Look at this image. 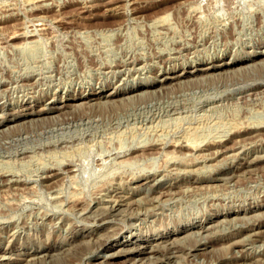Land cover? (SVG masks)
Returning a JSON list of instances; mask_svg holds the SVG:
<instances>
[{
  "label": "rangeland",
  "instance_id": "obj_1",
  "mask_svg": "<svg viewBox=\"0 0 264 264\" xmlns=\"http://www.w3.org/2000/svg\"><path fill=\"white\" fill-rule=\"evenodd\" d=\"M106 1L108 0H0V28L2 29H0V104L2 102L9 103V107L6 110L0 111V116L9 117L17 114L21 109V103L29 102L33 104V101L41 100L32 106L39 107L48 97L55 95L57 97L56 100H59L61 96L68 92L74 93L80 87L85 88V93L88 91L91 93L99 91L106 93L117 86L122 88L131 84L135 85L136 82L157 81L165 71L168 72L172 69L181 71L182 66L178 62L180 63L182 60H188L189 62L184 67H190V65L214 60L215 56L229 57V54H232L230 57H233L234 54L235 56H241L250 51L264 49V0H254V2L253 0H211L210 2L209 0H115L114 6L108 8L102 6ZM243 1L246 2L245 5ZM192 4H194L193 7ZM223 5L224 7H222ZM258 7L259 9H257ZM161 14L167 18L165 17L164 19L163 16L161 18ZM154 15H156V18ZM229 15H232L231 18ZM225 18L228 19L226 20ZM210 19L214 20L215 23ZM152 20L161 22L157 23ZM215 20L218 21L216 22ZM23 22L26 23L24 24L25 26ZM219 22L222 23L220 24ZM159 23L163 24L160 26ZM48 24L50 25L48 26ZM109 24L117 25V27L109 26ZM99 25L102 27V31ZM153 25L158 27L156 28ZM16 27L18 29L22 28L32 35L27 44L25 42V44L23 43L24 45L19 44L18 46V44H15L19 42L18 40L13 44L6 37L8 36L6 34L8 32L11 33V29L13 31V28ZM98 27L100 28L98 29ZM108 27L110 30L113 29L115 31H110ZM35 30L37 31L35 32ZM161 30L164 31L162 32ZM33 38L36 40H33ZM106 49L108 52H106ZM35 54L36 56H34ZM133 58H138L141 61L138 64L139 66H127L121 68V70L109 67ZM165 61H168V63H166V68H163L164 71L162 70L161 73L157 72L153 75L154 67L160 66ZM137 69L140 71H137ZM185 81L177 84L167 83L162 89L155 91L156 93L142 94L141 97L140 92H138L139 94L134 93L136 98L133 97L132 92L131 98L122 97L125 94H119L115 99H118L121 95L122 100L120 97L115 103L113 102L114 98L104 102L103 100L105 99L101 98L102 101H98L99 103L101 102L100 105L97 101H90L91 104L89 102L86 106H80L75 110L69 108L61 111L62 113L57 112V115L54 113L53 115L49 114L51 116L18 118L16 121L11 120V122L6 123L3 126L4 128L1 127L3 130L0 128V172L3 171L0 173V187L2 188H0V209L2 210V212L0 210V264H264V149L258 150V146L262 144V141H246L248 139L242 141L241 139L245 137L238 136L235 139L237 138L236 140L243 142V146L240 149L238 148V151L234 149L228 152H221L223 149L213 147L215 142L223 141L224 139L229 140L227 138L232 130L227 127H230L231 123L235 121V124L240 123L239 125H242L240 120H244L243 125H248L250 131L253 132L254 130L252 129L255 128L252 126H261L263 128L262 134L264 133V100H262L264 99V78L244 80V78L239 76H225L218 79L193 77ZM259 83L263 86H256ZM127 95L129 96L130 94L128 93ZM245 96L247 97L245 98ZM221 103L224 105L222 106ZM249 109L251 110L250 112L248 111ZM29 121H31V125ZM86 121H88L87 124H85ZM245 121L246 123H244ZM196 125L197 127H195ZM196 135L199 137L197 138ZM63 136L66 137L64 138ZM188 136H195L196 142H199L202 149H204L202 151L205 153L204 157L193 159L190 162V156L187 157L189 158L188 161L186 157L185 159L175 158L177 153L173 154L172 157L165 153L167 149H169V152L172 150L171 142L185 140ZM263 136L264 134L262 135L264 139ZM69 138L71 139L69 140ZM175 138L178 139L176 140ZM150 139L153 140L151 141ZM235 139L234 141L236 142ZM234 141L230 140L227 143L232 145ZM160 146L161 149L159 148ZM207 148L210 152L207 151ZM217 148L219 149L215 151ZM213 149L215 152H211ZM234 151L238 153L235 154ZM131 153L135 154V156L133 155V157ZM155 154L158 155L155 156ZM215 155L216 157L217 155L219 156L216 158ZM227 155L230 156L228 157ZM140 158L144 159V161ZM248 159L252 161L250 168L244 169L243 173H232L233 169L242 160ZM133 162L135 163L133 164ZM129 163L133 165H129ZM69 164H73L75 173H72L75 175L62 171L65 176L62 173L59 176V167L61 166L60 168L65 169V166ZM190 166L191 168H189ZM192 168L194 169L192 170ZM52 170L57 171L54 172L57 174V178L55 177L56 179H54L57 181L61 179L59 182L55 181V183L49 180L52 182L50 183L47 180L46 176ZM248 177L250 180H248ZM200 179L201 181L198 184L202 187L200 186L199 189L198 184L194 183L195 180ZM3 180L4 182H2ZM168 187L171 188V192L173 187V195L169 193L164 194L166 196H158L157 188L162 190V188L167 189ZM25 188L26 190H24ZM118 194H123L130 198L129 200H134V202L128 206H125V202H122L121 205L118 204V206L126 207L125 210L123 207V210L121 207L118 210H110V202L108 201L110 197L108 198V196ZM136 196L141 199L136 198L137 200L135 201L134 198ZM69 197L71 198L69 199ZM151 197L155 199L148 200ZM164 197L167 198L164 199ZM74 200L77 202H74ZM9 204L13 206L11 207ZM131 206H133V210L130 208ZM256 213L259 215L256 216ZM252 214L255 215L253 216ZM105 215L108 217L103 223L102 218ZM27 216L30 217L28 218ZM232 216L233 220L231 219ZM224 218L227 220H224ZM245 218L250 219V221ZM219 219L222 220L221 224H218L221 221ZM207 220L210 221L208 222ZM229 221L231 223H228ZM204 223H206L204 229L196 227ZM214 226L218 229H215ZM185 228L186 231L183 233L186 236L185 239L182 233H174V231ZM190 230L191 232H189ZM194 232L195 234L192 235ZM247 235L250 236L249 240H247ZM156 236L171 238L168 241L160 242L161 245L173 240L175 237L180 236L179 238L183 239H181L182 242L180 239L179 241L177 240L173 254L166 253L167 250L164 247L161 250L158 247L159 252L156 253L154 259L144 257V259L140 260L139 256L132 258L134 256L125 255L126 253L122 251L126 246L134 245L136 239H141V237L156 238ZM124 240L128 244H123ZM225 242L227 245H224ZM160 243H158L159 246H161ZM106 246L108 249L105 248ZM163 254L166 255L163 256ZM2 257L5 259H2ZM26 257L29 259L27 260Z\"/></svg>",
  "mask_w": 264,
  "mask_h": 264
},
{
  "label": "bare ground",
  "instance_id": "obj_2",
  "mask_svg": "<svg viewBox=\"0 0 264 264\" xmlns=\"http://www.w3.org/2000/svg\"><path fill=\"white\" fill-rule=\"evenodd\" d=\"M199 1V0H198ZM208 1V0H207ZM211 0H209V2H210ZM215 1V0H214ZM242 1V0H241ZM256 1V0H255ZM96 2V1H95ZM94 2V3H95ZM125 2V1H124ZM186 2V1H185ZM201 3H202V1H200ZM220 2H225V1H220ZM232 2V1H231ZM230 2V3H231ZM248 2V1H247ZM253 2H254V0H253ZM92 3V2H91ZM97 3V2H96ZM101 3V2H100ZM116 2H115V0H108V1H106L105 3H103L102 4V6L103 7H113L114 6V4H115ZM243 3H244V5H245V3L246 2H244L243 1ZM242 3V4H243ZM257 3V2H256ZM258 3H259V1H258ZM93 4V3H92ZM200 4V3H199ZM198 4V5H199ZM204 4H206V3H204ZM209 4V3H208ZM214 4H215V2H214ZM214 4H212V5H214ZM223 4V3H222ZM227 4V3H226ZM77 5H79V4H77ZM193 5L194 4H192V7H193ZM195 5H197V4H195ZM197 5V6H198ZM202 5V4H201ZM207 5V4H206ZM229 5V4H228ZM248 5H250V4H248ZM255 5V4H254ZM253 5V6H254ZM259 5V4H258ZM188 6H189V3H188ZM204 6V5H203ZM209 6V5H208ZM216 6V5H215ZM247 6V5H246ZM251 6V5H250ZM261 6H263V5H261ZM260 6V7H261ZM97 7V6H96ZM125 7V6H124ZM186 7V6H185ZM220 7V6H219ZM222 7H224V5L222 6ZM228 7V6H227ZM243 7V6H242ZM252 8H255V7H252ZM75 9V8H74ZM84 9V8H83ZM228 9V8H227ZM249 9V8H248ZM257 9H259V7L257 8ZM262 9V8H261ZM187 10V9H186ZM189 10V9H188ZM194 10V9H193ZM217 10V9H216ZM224 10V9H223ZM230 10H231V7H230ZM229 10V11H230ZM235 10V9H234ZM254 10V9H253ZM112 11V10H111ZM191 11V10H190ZM196 11V10H195ZM246 11V10H245ZM248 11V10H247ZM194 12V11H193ZM203 12V11H202ZM222 12V11H221ZM232 12H234V11H232ZM236 12V11H235ZM258 12V11H257ZM124 13V12H123ZM191 13V12H190ZM199 13V12H198ZM227 13H230V12H227ZM244 13V12H243ZM164 14V13H163ZM189 14V13H188ZM187 14V15H188ZM222 14H225V13H222ZM112 15V14H111ZM227 15V14H226ZM41 16V15H40ZM39 16V17H40ZM155 16V18H156V15H154ZM159 16V15H158ZM157 16V17H158ZM163 15L161 14V18H163L162 17ZM194 16V15H193ZM199 16V15H198ZM230 16V15H229ZM232 16V15H231ZM231 16H230V18H231ZM241 16V15H240ZM246 16V15H245ZM254 16V15H253ZM252 16V17H253ZM43 17V16H42ZM160 17V16H159ZM166 17V16H165ZM165 17H164V19H165ZM200 17V16H199ZM201 17H203V16H201ZM224 17H226V16H224ZM249 17V16H248ZM251 17V18H252ZM154 18V19H155ZM167 18V17H166ZM195 18V17H194ZM246 18H247V16H246ZM152 19V18H151ZM200 19V18H199ZM226 19V18H225ZM228 19V18H227ZM226 19V20H227ZM240 19V18H239ZM245 19V18H244ZM160 20V19H159ZM211 20V19H210ZM249 20V19H248ZM153 21V20H152ZM211 21H213L214 22V20H211ZM216 21V20H215ZM218 21V20H217ZM216 21V22H217ZM221 21V20H220ZM253 21V20H252ZM15 22V21H14ZM13 22V23H14ZM25 22V21H24ZM23 22V25L24 24H26V23H24ZM30 22V21H29ZM40 22V21H39ZM38 22V23H39ZM60 22V21H59ZM67 22V21H66ZM120 22V21H119ZM153 22H161V21H158V20H156V21H153ZM152 22V23H153ZM164 22V21H163ZM171 22V21H170ZM12 23V22H11ZM17 23V22H16ZM36 23V22H35ZM43 23V22H42ZM83 23V22H82ZM143 23V22H142ZM151 23V22H150ZM156 23V24H157ZM165 23H167V22H165ZM208 23V22H207ZM215 23V22H214ZM220 23V22H219ZM222 23V22H221ZM220 23V24H221ZM9 24V23H8ZM56 24V23H55ZM154 24V23H153ZM161 24H163V23H161ZM161 24L159 23V25L161 26ZM201 24V23H200ZM212 24V23H211ZM217 24V23H216ZM215 24V25H216ZM224 24V23H223ZM39 25V24H38ZM42 25V24H41ZM50 24H48V26H49ZM107 25V24H106ZM144 25H145V23H144ZM168 25V24H167ZM210 25V24H209ZM225 25V24H224ZM249 25V24H248ZM263 25V24H262ZM8 26H10V25H8ZM25 26V25H24ZM44 26V25H43ZM100 26V25H99ZM109 26H115V27H117V25H110L109 24ZM154 27H156L155 25H153ZM174 26V25H173ZM202 26V25H201ZM220 26V25H219ZM218 26V27H219ZM252 26V25H251ZM5 27V26H4ZM32 27V26H31ZM40 27V26H39ZM46 27V26H45ZM72 27V26H71ZM79 27V26H78ZM81 27V26H80ZM83 27V26H82ZM101 27V26H100ZM100 27H98V29L100 28ZM105 27V26H104ZM122 27V26H121ZM151 27V26H150ZM153 27V28H154ZM158 27V26H157ZM156 27V28H157ZM163 27H164V25H163ZM175 27V26H174ZM196 27V26H195ZM204 27V26H203ZM255 27V26H254ZM3 28V27H2ZM10 28V27H9ZM17 28V27H16ZM16 28H13L14 30L12 31V29H11V33H7L6 35H8V36H6V37H8V40L10 41V43H13L14 44V42H16L17 40L19 41V42H17V43H15V44H18V46H19V44H25V42H26V44H27V41H30L29 39L32 37V35L30 34V32H28V31H24L22 28V30L21 29H16ZM30 28V27H29ZM36 28H38V27H36ZM41 28V27H40ZM48 28V27H47ZM84 28V27H83ZM88 28V27H87ZM97 28V27H96ZM109 28V27H108ZM162 28V27H161ZM160 28V29H161ZM169 28V27H168ZM199 28V27H198ZM217 28V27H216ZM1 29V28H0ZM16 29V30H15ZM45 29V28H44ZM50 29V28H49ZM171 29V28H170ZM196 29V28H195ZM204 29V28H203ZM206 29V28H205ZM233 29V28H232ZM255 29V28H254ZM2 30V29H1ZM3 30H4V28H3ZM39 30V29H38ZM61 30V29H60ZM82 30V29H81ZM103 29H102V27H101V31H102ZM109 30H110V28H109ZM108 30V31H109ZM111 30H113V29H111ZM110 30V31H111ZM158 30V29H157ZM218 30H219V28H218ZM253 30V29H252ZM8 31H9V29H8ZM37 30H35V32H36ZM67 31V30H66ZM76 31H77V29H76ZM98 31V30H97ZM109 31V32H110ZM113 31H115V30H113ZM162 31V30H161ZM164 31V30H163ZM162 31V32H163ZM261 31V30H260ZM1 32V31H0ZM5 32V31H4ZM7 32V31H6ZM40 32V31H39ZM58 32V31H57ZM65 32V31H64ZM155 32V31H154ZM169 32V31H168ZM174 32V31H173ZM185 32V31H184ZM203 32V31H202ZM209 32V31H208ZM212 32V31H211ZM258 32V31H257ZM46 33V32H45ZM49 33V32H48ZM66 33V32H65ZM73 33H74V31H73ZM72 33V34H73ZM77 33V32H76ZM151 33V32H150ZM180 33V32H179ZM178 33V34H179ZM218 33V32H217ZM35 34V33H34ZM57 34V33H56ZM60 34V33H59ZM84 34V33H83ZM105 34H106V32H105ZM109 34V33H108ZM115 34V33H114ZM171 34V33H170ZM176 34V33H175ZM174 34V35H175ZM191 34V33H190ZM204 34V33H203ZM54 35V34H53ZM61 35V34H60ZM71 35V34H70ZM143 35V34H142ZM158 35V34H157ZM187 35V34H186ZM200 35H201V33H200ZM206 35V34H205ZM255 35V34H254ZM81 36V35H80ZM83 36H85V35H83ZM109 36V35H108ZM113 36V35H112ZM111 36V37H112ZM159 36V35H158ZM181 36V35H180ZM184 36V35H183ZM217 36V35H216ZM2 37V36H1ZM46 37V36H45ZM113 37H115V36H113ZM112 37V38H113ZM150 37V36H149ZM148 37V38H149ZM179 37V36H178ZM212 37V36H211ZM219 37V36H218ZM248 37V36H247ZM253 37V36H252ZM38 38H39V35H38ZM77 38V37H76ZM160 38V37H159ZM162 38V37H161ZM166 38V37H165ZM171 38V37H170ZM191 38V37H190ZM242 38V37H241ZM1 39V38H0ZM35 38H33V40H34ZM54 39V38H53ZM62 39V38H61ZM146 39V38H145ZM196 39V38H195ZM198 39V38H197ZM203 39V38H202ZM3 40V39H2ZM7 40V41H8ZM36 40V39H35ZM39 40V39H38ZM55 40V39H54ZM80 40H81V38H80ZM109 40V39H108ZM151 40V39H150ZM154 40V39H153ZM49 41V40H48ZM47 41V42H48ZM53 41V40H52ZM79 41V40H78ZM156 41V40H155ZM41 42H42V40L40 41V44H41ZM51 42V41H50ZM55 42V41H54ZM117 42V41H116ZM147 42V41H146ZM168 42V41H167ZM170 42V41H169ZM182 42V41H181ZM214 42V41H213ZM30 43V42H29ZM28 43V44H29ZM162 43V42H161ZM166 43V42H165ZM171 43V42H170ZM221 43H222V41H221ZM23 44V45H24ZM32 44V43H31ZM30 44V45H31ZM35 44V43H34ZM176 44V43H175ZM174 44V45H175ZM224 44V43H223ZM47 45V44H46ZM72 45V44H71ZM115 45V44H114ZM113 45V46H114ZM149 45V44H148ZM173 45V46H174ZM185 45V44H184ZM187 45V44H186ZM5 46V45H4ZM13 46V45H12ZM35 46V45H34ZM54 46H55V44H54ZM116 46V45H115ZM154 46V45H153ZM172 46V47H173ZM197 46V45H196ZM214 46V45H213ZM15 47H17V46H15ZM76 47V46H75ZM117 47V46H116ZM149 47V46H148ZM163 47V46H162ZM228 47V46H227ZM3 48V47H2ZM5 48V47H4ZM47 49H48V47H46ZM64 48H65V46H64ZM83 48V47H82ZM112 48H114V47H112ZM118 48V47H117ZM7 49V48H6ZM22 49V48H21ZM24 49V48H23ZM27 49V48H26ZM105 49V48H104ZM109 49H111V48H109ZM143 49V48H142ZM160 49H161V47H160ZM170 49V48H169ZM203 49V48H202ZM257 49V48H256ZM10 50V49H9ZM29 50H30V48H29ZM35 50V49H34ZM77 50H79V49H77ZM84 50V49H83ZM93 50V49H92ZM102 50V49H101ZM107 50V49H106ZM206 50V49H205ZM204 50V51H205ZM16 51V50H15ZM26 51H28V50H26ZM31 51H33V50H31ZM47 51V50H46ZM53 51V50H52ZM70 51V50H69ZM105 51V50H104ZM117 51V50H116ZM131 51V50H130ZM23 52V51H22ZM30 52V51H29ZM100 52V51H99ZM106 52H108V50L106 51ZM119 52V51H118ZM160 52V51H159ZM162 52H164V51H162ZM244 52V51H243ZM31 53V52H30ZM34 53V52H33ZM49 53V52H48ZM84 53V52H83ZM87 53V52H86ZM126 53V52H125ZM124 53V54H125ZM133 53V52H132ZM167 53V52H166ZM199 53V52H198ZM240 53V52H239ZM95 54V53H94ZM122 54V53H121ZM171 54V53H170ZM27 55V54H26ZM32 55V54H31ZM43 55V54H42ZM110 55V54H109ZM112 55V54H111ZM223 55V54H222ZM232 54H229V57H218V56H215V58H214V60H209L208 62H205V63H202V64H194V65H190V67H184V65L187 63V62H189L188 60L186 61V60H182L180 63L178 62V64L179 65H181L182 66V68H181V71H177V70H169L168 72H166L165 71V73H162V76H161V78L160 79H158L157 81H154V80H150V82H140V83H137L136 82V84L134 85V84H131V85H128V86H124V87H122V88H119L118 86L117 87H115V89H111V90H109V91H107L106 93L104 92V93H101V91H99V92H86L85 93V91H84V89L85 88H83V87H80V88H78V90L76 91V92H74V93H67V94H65L64 96H61L60 98H59V100H56L57 99V97H55V95H53L52 97H48L47 98V100L45 101V102H43L42 103V105L41 106H39V107H32L33 105H35V104H37V103H39L41 100H37V101H33V104H30L29 102H24V103H21L20 104V106H21V113H20V110L18 111V113L17 114H13V115H11V116H9V117H4L3 115H1L0 116V128L1 127H3L4 125H6V123H8V122H11V120L12 121H16L18 118H22V119H27V118H32V117H38V116H45V115H49V114H51V115H53L54 113L56 114L57 112H61V111H64V110H66V109H69V108H72V109H77L78 107H80V106H83V105H85L86 106V104H88L90 101H93V102H98V101H102L101 100V98H104L105 100H103V102L104 101H108L109 99H112L113 100V98L115 99V97L117 96V95H119V94H125L124 96L122 95V97H126V98H129L130 96H131V92L133 93V97L134 98H136V96H134V93H138V92H140V97H141V95L142 94H145V95H147V93H152V92H154V93H156L159 89H162L163 88V86L166 84L167 85V83L168 84H177V83H181V81H185L186 79H189V78H193V77H201L202 79L204 78H211V79H218V78H223V77H225V76H236V77H242V78H244V80H248V79H259V78H264V49H259L258 51H250V52H248L247 54H245V55H241V56H235V54L233 55V57H230ZM25 56V55H24ZM28 56V55H27ZM34 56H36V54L34 55ZM40 56V55H39ZM44 56V55H43ZM51 56H52V54H51ZM57 56V55H56ZM23 57V56H22ZM87 57V56H86ZM95 57V56H94ZM102 57V56H101ZM111 57V56H110ZM149 57H150V55H149ZM177 57V56H176ZM196 57V56H195ZM44 58V57H43ZM52 58V57H51ZM56 58V57H55ZM54 58V59H55ZM106 58V57H105ZM154 58V57H153ZM50 59V58H49ZM57 59V58H56ZM74 59V58H73ZM72 59V60H73ZM94 59H96V58H94ZM110 59V58H109ZM120 59V58H119ZM142 59V58H141ZM156 59V58H155ZM158 59V58H157ZM195 59H198V58H195ZM25 60V59H24ZM35 60H36V58H35ZM88 60V59H87ZM161 60V59H160ZM205 60V59H204ZM208 60V59H207ZM22 61V60H21ZM28 61V60H27ZM34 61V60H33ZM37 61V60H36ZM42 61V60H41ZM44 61V60H43ZM49 61V60H48ZM51 61V60H50ZM95 61V60H94ZM97 61V60H96ZM115 61V60H114ZM22 62H24V61H22ZM109 62V61H108ZM113 62V61H112ZM141 61H139V59L138 58H133L132 60H129V61H127V60H125V61H123L122 63H120V64H117V65H113V66H109V67H111V68H113V69H117V70H121V68H125V67H127V66H132V67H135L136 65L137 66H139L138 64L140 63ZM174 62V61H173ZM197 62V61H196ZM35 63V62H34ZM33 63V64H34ZM69 63V62H68ZM149 63V62H148ZM166 63H168V61H165L163 64H160V66H156V67H154V73H153V75L155 74V73H157V72H162V70H163V68H166L165 66H166ZM170 63H171V61H170ZM24 64V63H23ZM59 64V63H58ZM64 64V63H63ZM98 64V63H97ZM96 64V65H97ZM143 64H144V61H143ZM174 64H176V63H174ZM53 65V64H52ZM68 65V64H67ZM95 65V66H96ZM111 65V64H110ZM141 65V64H140ZM3 66V65H2ZM21 66V65H20ZM48 66V65H47ZM91 66V65H90ZM4 67V66H3ZM13 67V66H12ZM11 67V68H12ZM66 67V66H65ZM98 67V66H97ZM179 67V66H178ZM177 67V68H178ZM36 68V67H35ZM63 68V67H62ZM108 68V67H107ZM176 68V67H175ZM39 69V68H38ZM37 69V70H38ZM48 69V68H47ZM65 69V68H64ZM109 69V68H108ZM13 70V69H12ZM35 70V69H34ZM51 70V69H50ZM166 70V69H165ZM24 71H26V70H24ZM45 71V70H44ZM87 71V70H86ZM125 71H127V70H125ZM137 71H140V70H138L137 69ZM142 71V70H141ZM164 71V70H163ZM14 72V71H13ZM68 72H70V71H68ZM83 72V71H82ZM92 72V71H91ZM106 72V71H105ZM113 72H114V70H113ZM119 72V71H118ZM129 72V71H128ZM20 73V72H19ZM48 73V72H47ZM133 73V72H132ZM46 74V73H45ZM50 74V73H49ZM52 74V73H51ZM66 74V73H65ZM98 74V73H97ZM139 74H141L140 72H139ZM10 75V74H9ZM20 75V74H19ZM69 75V74H68ZM85 75V74H84ZM1 76V75H0ZM48 76V75H47ZM66 76V75H65ZM64 76V77H65ZM95 76V75H94ZM125 76V75H124ZM19 78H20V76H19ZM22 78V77H21ZM43 78V77H42ZM50 78V77H49ZM56 78H57V76H56ZM6 79V78H5ZM13 79V78H12ZM76 79V78H75ZM84 79V78H83ZM131 79V78H130ZM147 79V78H146ZM235 79V78H234ZM57 80V79H56ZM107 80V79H106ZM109 80V79H108ZM124 80V79H123ZM198 80V79H197ZM199 80H201V79H199ZM6 81V80H5ZM11 81V80H10ZM54 81V80H53ZM74 81V80H73ZM120 81V80H119ZM255 81V80H254ZM3 82V81H2ZM15 82V81H14ZM32 82V81H31ZM130 82H132V81H130ZM186 82V81H185ZM200 82V81H199ZM224 82V81H223ZM182 83H184V82H182ZM219 83V82H218ZM244 83V82H243ZM242 83V84H243ZM248 83V82H247ZM15 84V83H14ZM63 84V83H62ZM189 84V83H188ZM206 84V83H205ZM234 84V83H233ZM245 84V83H244ZM250 84H251V81H250ZM181 85V84H180ZM211 85V84H210ZM236 85V84H235ZM237 85H240V84H237ZM28 86V85H27ZM174 86V85H173ZM206 86V85H205ZM256 86H259V87H262L263 85L262 84H260L259 83V85L257 84ZM255 86V87H256ZM90 87V86H89ZM234 87V86H233ZM239 87V86H238ZM2 88H4V87H2ZM8 88V87H7ZM27 88V87H26ZM241 88V87H240ZM240 88H238V89H240ZM12 89V88H11ZM17 90V89H16ZM36 90V89H35ZM63 90V89H62ZM164 90H166V89H164ZM25 91V90H24ZM93 91V90H92ZM156 91V92H155ZM251 91V90H250ZM130 94L129 96L127 95L126 96V94ZM222 93V92H221ZM254 93V92H253ZM257 93V92H256ZM261 93V92H260ZM11 94V93H10ZM139 94V93H138ZM144 95V96H145ZM17 96H18V94H17ZM138 96V95H137ZM148 96H150V95H148ZM120 97H121V95H120ZM119 97V98H120ZM122 97H121V100H122ZM139 97V96H138ZM247 96H245V98H246ZM254 97V96H253ZM119 98L117 99H115V100H113V102L115 103V101L116 100H119ZM125 98V99H126ZM131 98V97H130ZM222 99V98H221ZM43 100V99H42ZM124 100V99H123ZM234 100V99H233ZM236 100V99H235ZM238 100V99H237ZM262 100H264V99H262ZM19 101V100H18ZM44 101V100H43ZM214 101V100H213ZM244 101V100H243ZM259 101V100H258ZM8 102V101H7ZM125 102V101H124ZM247 102H248V100H247ZM251 102V101H250ZM264 102V101H263ZM99 103V102H98ZM106 103V102H105ZM223 103V102H222ZM221 103V104H222ZM231 103V102H230ZM230 103H229V105H230ZM233 103V102H232ZM90 104H91V102H90ZM89 104V105H90ZM101 104V102L99 103V105ZM103 104V103H102ZM113 104V103H112ZM226 104V103H225ZM256 104V103H255ZM88 105V106H89ZM96 105V104H95ZM104 105V104H103ZM213 105H215V104H213ZM217 105H218V103H217ZM224 104H222V106H223ZM228 105V104H227ZM243 105V104H242ZM12 106V105H11ZM91 106V105H90ZM115 106V105H114ZM219 106V105H218ZM240 106V105H239ZM9 107V103H4V102H2L1 104H0V111L2 112V111H4V110H6L7 108ZM84 107V106H83ZM92 107V106H91ZM102 107V106H101ZM107 107V106H106ZM215 107V106H214ZM262 107V106H261ZM13 108V107H12ZM88 108V107H87ZM96 108V107H95ZM211 108V107H210ZM253 108V107H252ZM255 108H256V106H255ZM80 109V108H79ZM89 109H90V107H89ZM88 109V110H89ZM183 109V108H182ZM214 109H216V108H214ZM213 109V110H214ZM219 109V108H218ZM260 109V108H259ZM84 110V109H83ZM176 110V109H175ZM178 110V109H177ZM184 110V109H183ZM204 110V109H203ZM207 110H208V108H207ZM226 110V109H225ZM253 110V109H252ZM9 111V110H8ZM70 111V110H69ZM68 111V112H69ZM77 111V110H76ZM80 111H81V109H80ZM217 111V110H216ZM229 111V110H228ZM249 112L251 111L250 109L248 110ZM177 112V111H176ZM208 112V111H207ZM231 112V111H230ZM62 113V112H61ZM75 113V112H74ZM81 113V112H80ZM169 113V112H168ZM173 113V112H172ZM205 113V112H204ZM209 113V112H208ZM218 113H220V112H218ZM222 113H223V111H222ZM261 113H262V111H261ZM5 114V113H4ZM77 114V113H76ZM212 114H213V112H212ZM228 114V113H227ZM226 114V115H227ZM235 114H236V112H235ZM243 114V113H242ZM244 114H245V112H244ZM252 114V113H251ZM250 114V115H251ZM255 114V113H254ZM257 114H258V111H257ZM51 115H49V116H51ZM57 115V114H56ZM64 115V114H63ZM68 115H70V114H68ZM81 115V114H80ZM179 115V114H178ZM221 115V114H220ZM229 115H232V114H229ZM248 115V114H247ZM62 116V115H61ZM200 116V115H199ZM207 116V115H206ZM213 116V115H212ZM219 116V115H218ZM235 116V115H234ZM244 116V115H243ZM246 116V115H245ZM54 117H55V115H54ZM83 117V116H82ZM228 117V116H227ZM250 117V116H249ZM251 117H252V115H251ZM47 118V117H46ZM51 118H53V117H51ZM51 118H49V119H51ZM56 118V117H55ZM59 118H60V114H59ZM152 118V117H151ZM154 118V117H153ZM174 118V117H173ZM197 118V117H196ZM199 118V117H198ZM237 118V117H236ZM246 118V117H245ZM253 118H254V116H253ZM42 119V118H41ZM48 119V118H47ZM46 119V120H47ZM179 119V118H178ZM201 119V118H200ZM199 119V120H200ZM224 119V118H223ZM242 119V118H241ZM259 119V118H258ZM260 119H262L261 117H260ZM29 120H31V119H29ZM34 120V119H33ZM51 120H53V119H51ZM50 120V121H51ZM81 120V119H80ZM172 120V119H171ZM235 120V119H234ZM248 120V119H247ZM256 120V119H255ZM82 121V120H81ZM173 121H175V120H173ZM220 121V120H219ZM226 121V120H225ZM230 121V120H229ZM232 122H233V120H231ZM238 121V120H237ZM244 121V120H243ZM243 121H241L240 120V122L242 123V125H239L240 123H236L235 124V122H233V123H231L232 125H230V127H227V128H229V130H232V131H230V133H229V135H228V138L227 139H229V140H223V141H218V142H213L214 143V145H213V147H219L220 149H223V151H221V152H225V151H230V150H234V149H237V151H238V148L240 149L242 146H243V140L245 139H248V140H246V141H255V140H260V141H262V144L260 145V146H258L259 147V149L258 150H262V149H264V139L262 138V135L264 134H262V130H263V128L261 127V126H252V127H254L255 129H252V130H254V132L253 131H250V129L248 128L249 126L248 125H243ZM20 122H21V120H20ZM28 122V121H27ZM30 122V125L32 124L31 123V121H29ZM43 122V121H42ZM48 122V121H47ZM55 122V121H54ZM87 122L88 121H86V123L85 124H87ZM198 122V121H197ZM200 122H201V120H200ZM221 122H222V119H221ZM247 122H250V121H247ZM264 122V121H263ZM19 123V122H18ZM22 123V122H21ZM20 123V124H21ZM65 123V122H64ZM81 123V122H80ZM212 123V122H211ZM244 123H246V121L244 122ZM24 124V123H23ZM29 124V123H28ZM48 124V123H47ZM222 124H224V123H222ZM264 124V123H263ZM15 125V124H14ZM81 125V124H80ZM201 125V124H200ZM212 125V124H211ZM219 125H220V123H219ZM228 125V124H227ZM226 125V126H227ZM25 126V125H24ZM193 126V125H192ZM55 127V126H54ZM179 127V126H178ZM188 127V126H187ZM195 127H197V125L195 126ZM199 127V126H198ZM220 127V126H219ZM4 128V127H3ZM70 128V127H69ZM73 128H75V127H73ZM190 128V127H189ZM193 128H194V126H193ZM205 128V127H204ZM211 128H213L212 126H211ZM224 128V127H223ZM251 128V127H250ZM2 129V128H1ZM202 129H203V127H202ZM201 129V130H202ZM3 130V129H2ZM68 130V129H67ZM187 130V129H186ZM162 131V130H161ZM3 132V131H2ZM60 132V131H59ZM194 132V131H193ZM208 132H209V130H208ZM229 132V131H228ZM228 132H226V133H228ZM56 133V132H55ZM68 133V132H67ZM159 133H160V131H159ZM165 133V132H164ZM171 133V132H170ZM185 133H186V131H185ZM191 133V132H190ZM199 133V132H198ZM211 133V132H210ZM225 133V134H226ZM188 134H189V132H188ZM187 134V135H188ZM195 134H196V132H195ZM202 134V133H201ZM206 134V133H205ZM215 134V133H214ZM3 135V134H2ZM53 135V134H52ZM57 135V134H56ZM180 135V134H179ZM193 135V134H192ZM198 135V134H197ZM196 135V136H197ZM183 136V135H182ZM209 136H211V135H209ZM238 136H241V137H245V138H242L241 140H236L235 139V137H238ZM53 137V136H52ZM64 137V136H63ZM66 137V136H65ZM64 137V138H65ZM72 137V136H71ZM147 137H149V136H147ZM146 137V138H147ZM180 137V136H179ZM199 136H197V138H198ZM208 137V136H207ZM217 137V136H216ZM264 137V136H263ZM60 138H61V136H60ZM68 138V137H67ZM201 138V137H200ZM212 138V137H211ZM210 138V139H211ZM220 138V137H219ZM240 138V137H239ZM238 138V139H239ZM57 139V138H56ZM71 138H69V140H70ZM156 139H160V138H156ZM155 139V140H156ZM176 139V138H175ZM178 139V138H177ZM176 139V140H177ZM234 139L236 140V142L234 141ZM1 140V139H0ZM66 140V139H65ZM144 140V139H143ZM147 140V139H146ZM151 140V139H150ZM153 140V139H152ZM151 140V141H152ZM164 140V139H163ZM163 140H162V142H163ZM199 140V139H198ZM234 141L233 143H232V145H231V143H230V145L228 144L229 142L228 141ZM51 141V140H50ZM54 141V140H53ZM74 141V140H73ZM157 141V140H156ZM205 141V140H204ZM64 142V141H63ZM146 142V141H145ZM154 142V141H153ZM171 142V141H170ZM228 142V143H227ZM256 142H258V141H256ZM49 143V142H48ZM55 143V142H54ZM67 143V142H66ZM142 143V142H141ZM151 143V142H150ZM213 143H210V144H213ZM244 143H245V141H244ZM249 143V142H248ZM46 144V143H45ZM61 144V143H60ZM139 144H140V142H139ZM209 144V145H210ZM247 144V143H246ZM41 145V144H40ZM51 145V144H50ZM67 145V144H66ZM66 145H64V146H66ZM69 145H70V143H69ZM74 145V144H73ZM76 145V144H75ZM170 145H172V150H170V152L168 151L169 149H167V152H165L166 154H169V155H171L170 157H172V155L173 154H175V153H177V156H175V158L176 157H178L179 159H185V157L187 158V157H191L190 158V162H191V160H193V159H197V158H201V157H204L205 156V153H203L202 151L204 150V149H202V147L200 146V143L199 142H196V138H195V136H188L185 140H180V141H176V142H174V143H172L171 142V144ZM201 145H202V143H201ZM246 146V145H245ZM39 147V146H38ZM207 147V146H206ZM26 148H28V147H26ZM56 148V147H55ZM59 148V147H58ZM115 148V147H114ZM152 148V147H151ZM150 148V149H151ZM160 149H161V146L159 147ZM158 148V149H159ZM219 148H217V149H215V151L216 150H218ZM52 149H54V148H52ZM61 149H63V148H61ZM72 149V148H71ZM146 149V148H145ZM157 149V148H156ZM156 149H155V152H156ZM68 150V149H67ZM120 150V149H119ZM141 150V149H140ZM244 150V149H243ZM55 151V150H54ZM115 151V150H114ZM117 151V150H116ZM144 151V150H143ZM150 151V150H149ZM153 151H154V149H153ZM207 151H209L208 150V148H207ZM214 151V149L211 151V152H213ZM214 151V152H215ZM235 152V154L236 153H238V152ZM15 152V151H14ZM36 152H38V151H36ZM49 152V151H48ZM52 152V151H51ZM64 152H66V151H64ZM141 152V151H140ZM139 152V153H140ZM164 152V151H163ZM210 152V151H209ZM3 153V152H2ZM55 153V152H54ZM68 153V152H67ZM101 153V152H100ZM110 153V152H109ZM108 153V154H109ZM150 153H151V151H150ZM260 153H262V152H260ZM17 154V153H16ZM28 154H30V153H28ZM32 154V153H31ZM61 154V153H60ZM63 154V153H62ZM105 154V153H104ZM132 154V153H131ZM138 154V153H137ZM136 154V155H137ZM142 154V153H141ZM154 154V153H153ZM214 154V153H213ZM220 154H223V153H220ZM230 154H231V152H230ZM234 154V155H235ZM254 154V153H253ZM36 155V154H35ZM65 155V154H64ZM97 155V154H96ZM99 155V154H98ZM135 156V154H132V156ZM148 155V154H147ZM156 155H158V154H155V156ZM224 155H226V153H224ZM233 155V156H234ZM18 156V155H17ZM103 156V155H102ZM128 156V155H127ZM126 156V157H127ZM131 156V157H132ZM133 156V157H134ZM143 156V155H142ZM164 156V155H163ZM166 156V155H165ZM208 156V155H207ZM219 155H217V157H218ZM228 156V155H227ZM230 156V155H229ZM228 156V157H229ZM242 156V155H241ZM21 157V156H20ZM19 157V158H20ZM29 157V156H28ZM27 157V158H28ZM33 157H34V155H33ZM39 157H40V155H39ZM39 157H37L38 159H39ZM57 157V156H56ZM67 157V156H66ZM96 157V156H95ZM111 157V156H110ZM129 157V156H128ZM137 157V156H136ZM135 157V158H136ZM174 157V156H173ZM215 157H216V155H215ZM216 157V158H217ZM236 157V156H235ZM254 157V156H253ZM8 158V157H7ZM13 158V157H12ZM24 158H25V156H24ZM23 158V159H24ZM42 158V157H41ZM60 158H61V156H60ZM65 158V157H64ZM100 158V157H99ZM98 158V159H99ZM122 158H124V157H122ZM134 158V159H135ZM145 158V157H144ZM221 158V157H220ZM220 158H219V160H220ZM223 158H224V156H223ZM238 158H240V157H238ZM6 159V158H5ZM26 159V158H25ZM30 159V158H29ZM33 159V158H32ZM62 159V158H61ZM60 159V160H61ZM66 159V158H65ZM121 159V158H120ZM119 159V160H120ZM128 159V158H127ZM137 159V158H136ZM138 159H139V157H138ZM141 159V158H140ZM156 159V158H155ZM164 159H166V158H164ZM173 159V158H172ZM188 159V161H189V158H187ZM214 159V158H213ZM231 159H233L232 157H231ZM251 159V158H250ZM10 160V159H9ZM13 160V159H12ZM12 160H11V162H12ZM41 160V159H40ZM66 160H69V159H66ZM72 160V159H71ZM131 160V159H130ZM130 160H128V161H130ZM142 161H144V159H141ZM163 160V159H162ZM203 160V159H202ZM207 160V159H206ZM219 160H218V162H219ZM224 160H226V159H224ZM228 160V159H227ZM13 161H15V160H13ZM28 161V160H27ZM95 161V160H94ZM108 161V160H107ZM114 161V160H113ZM121 161V160H120ZM127 161V160H126ZM138 161V160H137ZM187 161V162H188ZM212 161V160H211ZM10 162V161H9ZM25 162V161H24ZM28 162H30V161H28ZM40 162V161H39ZM55 162H57V161H55ZM63 162V161H62ZM66 162V161H65ZM65 162H64V164H65ZM102 162V161H101ZM123 162V161H122ZM140 162V161H139ZM161 162V161H160ZM173 162H175L174 160H173ZM186 162V161H185ZM217 162V161H216ZM217 162V163H218ZM224 162V161H223ZM252 161H250L249 159L248 160H242V162L241 163H239L236 167H235V169H233V172L232 173H235V174H237L238 172H242L243 173V171H245L244 169H247V167H249L250 166V163H251ZM1 163H3L2 161H1ZM5 163H7L6 161H5ZM13 163V162H12ZM20 163V162H19ZM23 163V162H22ZM26 163V162H25ZM38 163V162H37ZM53 163V162H52ZM59 163V162H58ZM99 163V162H98ZM97 163V164H98ZM135 162H133V164H134ZM155 163H156V161H155ZM154 163V164H155ZM41 164V163H40ZM44 164V163H43ZM46 164V163H45ZM48 164H50V163H48ZM55 164V163H54ZM133 164H130L129 163V165H133ZM138 164V163H137ZM149 164V163H148ZM159 164V163H158ZM174 164V163H173ZM198 164H199V162H198ZM3 165V164H2ZM7 165V164H6ZM60 165V164H59ZM88 165V164H87ZM89 165H90V163H89ZM145 165V164H144ZM147 165V164H146ZM176 165V164H175ZM174 165V166H175ZM178 165H179V163H178ZM200 165V164H199ZM10 166V165H9ZM8 166V167H9ZM40 166V165H39ZM42 166V165H41ZM46 166V165H45ZM50 166V165H49ZM53 166V165H52ZM64 166V165H63ZM83 166V165H82ZM102 166V165H101ZM135 166V165H134ZM142 166V165H141ZM177 166V165H176ZM201 166V165H200ZM219 166H220V164H219ZM254 166V165H253ZM2 167V166H1ZM5 167V166H4ZM47 167H48V165H47ZM56 167V166H55ZM61 167V166H60ZM59 167V176H61V173H62V171H64V172H66V173H72V172H74V168H73V164H69V165H67V166H65L66 168L65 169H63V168H60ZM98 167V166H97ZM107 167V166H106ZM140 167V166H139ZM147 167V166H146ZM149 167V166H148ZM154 167V166H153ZM158 167H159V165H158ZM160 167H161V165H160ZM183 167V166H182ZM195 167V166H194ZM204 167H205V165H204ZM13 168V167H12ZM11 168V169H12ZM81 168V167H80ZM79 168V169H80ZM85 168V167H84ZM84 168H83V170H84ZM104 168V167H103ZM167 168V167H166ZM173 168V167H172ZM185 168V167H184ZM189 168H191V166L189 167ZM197 168H199V167H197ZM197 168H196V170H197ZM208 168V167H207ZM214 168H217V167H214ZM250 168V167H249ZM259 168H260V166H259ZM2 169H4V168H2ZM1 169V170H2ZM14 169V168H13ZM40 169V168H39ZM100 169H102V168H100ZM112 169V168H111ZM177 169V168H176ZM186 169V168H185ZM194 168H192V170H193ZM253 169V168H252ZM7 170V169H6ZM18 170V169H17ZM44 170H45V168H44ZM43 170V171H44ZM82 170V171H83ZM182 170V169H181ZM203 170V169H202ZM3 171V170H2ZM1 171V172H2ZM5 171V170H4ZM11 171V170H10ZM42 171V170H41ZM51 171V170H50ZM112 171V170H111ZM187 171H189V170H187ZM0 172V173H1ZM54 172H57V171H53L52 170V172L49 174V175H47L46 177L48 178L47 180L49 181H57V180H55L57 177H56V173H54ZM95 172V171H94ZM158 172V171H157ZM162 172V171H161ZM184 172V171H183ZM190 172V171H189ZM249 172V171H248ZM46 173V172H45ZM75 173V172H74ZM108 173V172H107ZM113 173H115V172H113ZM247 173V172H246ZM261 173V172H260ZM259 173V174H260ZM9 174V173H8ZM17 174V173H16ZM35 174V173H34ZM42 174V173H41ZM46 174H48V173H46ZM63 174V173H62ZM73 174V173H72ZM112 174V173H111ZM189 174V173H188ZM231 174V173H230ZM70 176H71V174H69ZM75 174H73V176H74ZM180 175V174H179ZM226 175V174H225ZM224 175V176H225ZM63 176H65L64 174H63ZM109 176V175H108ZM164 176V175H163ZM30 177V176H29ZM56 177V178H55ZM125 177H126V175H125ZM55 178V179H54ZM148 178V177H147ZM152 178V177H151ZM183 178V177H182ZM199 178V177H198ZM240 178V177H239ZM249 178V177H248ZM256 178V177H255ZM75 179V178H74ZM126 179V178H125ZM128 179V178H127ZM143 179V178H142ZM59 181L61 180V179H58ZM70 180V179H69ZM113 180V179H112ZM120 180V179H119ZM118 180V181H119ZM132 180V179H131ZM155 180V179H154ZM175 180V179H174ZM194 180V179H193ZM193 180H191V181H193ZM235 180V179H234ZM248 180H250V178L248 179ZM49 181V182H50ZM59 181H57V182H59ZM129 181V180H128ZM199 181H201V179L200 180H195V183L194 184H198V182ZM206 181V180H205ZM220 181V180H219ZM241 181V180H240ZM2 182H4V180L2 181ZM6 182H7V180H6ZM12 182V181H11ZM153 182H155V181H153ZM217 182V181H216ZM232 182H233V180H232ZM42 183H43V181H42ZM50 183H52V182H50ZM56 183V182H55ZM187 183V182H186ZM209 183V182H208ZM220 183V182H219ZM226 183V182H225ZM224 183V184H225ZM250 183V182H249ZM47 184V183H46ZM59 184V183H58ZM57 184V185H58ZM62 184V183H61ZM120 184V183H119ZM148 184V183H147ZM192 184V183H191ZM216 184V183H215ZM235 184V183H234ZM121 185V184H120ZM196 185H194V186H196ZM203 185V184H202ZM214 185V184H213ZM227 185V184H226ZM251 185V184H250ZM13 186H15V185H13ZM30 186H31V184H30ZM55 186V185H54ZM109 186V185H108ZM138 186H139V184H138ZM188 186V185H187ZM192 186V185H191ZM190 186V187H191ZM194 186H193V188H194ZM198 186H199V184H198ZM198 186H196V187H198ZM201 186V185H200ZM200 186H199V189H200ZM206 186H208V184H206ZM235 186V185H234ZM248 186V185H247ZM22 187V186H21ZM34 187V186H33ZM36 187V186H35ZM45 187V186H44ZM47 187V186H46ZM52 187V186H51ZM61 187V186H60ZM100 187V186H99ZM162 187V186H161ZM202 187V186H201ZM219 187V186H218ZM231 187V186H230ZM242 187V186H241ZM251 187V186H250ZM1 188V187H0ZM30 188V187H29ZM145 188H148V187H145ZM144 188V189H145ZM175 188V187H174ZM187 188V187H186ZM216 188H217V186H216ZM235 188V187H234ZM2 189V188H1ZM28 189V188H27ZM33 189V188H32ZM150 189V188H149ZM180 189V188H179ZM232 189V188H231ZM230 189V190H231ZM238 189V188H237ZM24 190H26V188L24 189ZM59 190V189H58ZM99 190V189H98ZM174 189H173V187H172V192L174 193V191H173ZM28 191V190H27ZM31 191V190H30ZM36 191H37V188H36ZM54 191V190H53ZM155 191V190H154ZM157 192H159V194H158V196L159 195H164V194H172V192H171V188L170 187H168L167 189H163L162 188V190H158V188H157V190H156ZM155 191V192H156ZM195 191H196V189H195ZM206 191V190H205ZM2 192V191H1ZM11 192V191H10ZM58 192V191H57ZM60 192V191H59ZM62 192V191H61ZM100 192V191H99ZM143 192H145V191H143ZM147 192V191H146ZM189 192V191H188ZM202 192V191H201ZM211 192V191H210ZM212 192H214V191H212ZM108 193H110V192H108ZM118 193V192H117ZM148 193V192H147ZM180 193H182V192H180ZM191 193V192H190ZM189 193V194H190ZM194 193V192H193ZM198 193V192H197ZM5 194V193H4ZM31 194V193H30ZM48 194H49V191H48ZM51 194V193H50ZM78 194V193H77ZM113 194V193H112ZM124 194V193H123ZM123 194H118V195H109L108 196V198L110 197V199L108 200L109 202H110V206H109V209L110 210H118L119 209V207H121V209H122V207L123 206H118V204L119 205H121V203L122 202H125V206H128L129 204H132V202H134V200H129L130 198H128V197H126L125 195H123ZM146 194V193H145ZM157 194V193H156ZM204 194V193H203ZM207 194V193H206ZM205 194V195H206ZM226 194V193H225ZM261 194V193H260ZM3 195V194H2ZM18 195V194H17ZM23 195V194H22ZM21 195V196H22ZM26 195V194H25ZM29 195V194H28ZM53 195V194H52ZM59 195V194H58ZM173 195V194H172ZM182 195V194H181ZM196 195V194H195ZM213 195V194H212ZM215 195H216V192H215ZM6 196V195H5ZM32 196V195H31ZM57 196V195H56ZM69 196V195H68ZM75 196V195H74ZM147 196V195H146ZM145 196V197H146ZM164 196H166V195H164ZM167 196H169V195H167ZM194 196V195H193ZM209 196V195H208ZM15 197V196H14ZM35 197V196H34ZM33 197V198H34ZM50 197V196H49ZM52 197V196H51ZM102 197H104V196H102ZM106 197V196H105ZM104 197V198H105ZM143 197V196H142ZM196 197V196H195ZM54 198V197H53ZM57 198H58V196H57ZM71 197H69V199H70ZM78 198V197H77ZM76 198V199H77ZM132 198H134V197H132ZM136 198H138V199H141L139 196L137 197H135L134 199H135V201L137 200ZM144 198V197H143ZM155 198H156V195H155ZM155 198H148V200H152V199H155ZM160 198V197H159ZM167 198V197H166ZM165 197H164V199H166ZM169 198V197H168ZM174 198V197H173ZM186 198V197H185ZM197 198V197H196ZM202 198V197H201ZM209 198H210V196H209ZM5 199H6V197H5ZM15 199V198H14ZM36 199V198H35ZM145 199V198H144ZM157 199V198H156ZM175 199H176V197H175ZM204 199H206V198H204ZM204 199H203V201H204ZM229 199V198H228ZM237 199V198H236ZM8 200V199H7ZM20 200V199H19ZM18 200V201H19ZM34 200V199H33ZM55 200V199H54ZM57 200V199H56ZM59 200H60V203H61V197L59 198ZM146 200V199H145ZM159 200V199H158ZM163 200V199H162ZM207 200H208V198H207ZM245 200V199H244ZM32 201V200H31ZM76 200H74V202H75ZM104 201V200H103ZM140 201V200H139ZM149 201V202H150ZM213 201H214V199H213ZM243 201V200H242ZM7 202V201H6ZM9 202H11V201H9ZM35 202V201H34ZM38 202V201H37ZM54 202V201H53ZM59 202V201H58ZM62 202H63V199H62ZM77 202V201H76ZM105 202V201H104ZM141 202V201H140ZM174 202V201H173ZM231 202V201H230ZM16 203H17V201H16ZM55 203H57V202H55ZM55 203H53V204H55ZM100 203V202H99ZM136 203V202H135ZM152 203V202H151ZM52 204V203H51ZM95 204V203H94ZM97 204V203H96ZM107 204H108V202H107ZM154 204V203H153ZM9 205H11V204H9ZM18 205V204H17ZM58 205V204H57ZM102 205V204H101ZM104 205V204H103ZM106 205V204H105ZM141 205H142V203H141ZM144 206H146L145 204H143ZM160 205V204H159ZM158 205V206H159ZM3 206V205H2ZM13 205H11V207H12ZM59 206H60V204H59ZM86 206V205H85ZM96 206V205H95ZM117 206V207H116ZM161 206V205H160ZM258 206V205H257ZM1 207V206H0ZM4 207V206H3ZM143 207V206H142ZM223 207V206H222ZM15 208V207H14ZM67 208V207H66ZM124 208V210H125V208L126 207H123ZM127 208H129V207H127ZM132 210H133V206H131L130 207ZM129 208V209H130ZM139 208V207H138ZM13 209V208H12ZM42 209V208H41ZM82 209V208H81ZM100 209V208H99ZM120 209V210H121ZM146 209V208H145ZM238 209V208H237ZM1 210V209H0ZM33 210V209H32ZM31 210V211H32ZM73 210V209H72ZM77 210V209H76ZM123 210V209H122ZM131 210V211H132ZM159 210V209H158ZM4 211V210H3ZM35 211V210H34ZM83 211V210H82ZM95 211V210H94ZM101 211H102V208H101ZM139 211V210H138ZM145 211V210H144ZM143 211V212H144ZM226 211V210H225ZM263 211V210H262ZM1 212H2V210H1ZM28 212V211H27ZM79 212H81V211H79ZM98 212H99V210H98ZM124 212V211H123ZM126 212H127V210H126ZM164 212V211H163ZM162 212V213H163ZM242 212V211H241ZM252 212V211H251ZM261 212V211H260ZM260 212H259V214H260ZM31 213V212H30ZM233 213V212H232ZM262 213V212H261ZM1 214V213H0ZM39 214V213H38ZM68 214V213H67ZM72 214H73V212H72ZM79 214V213H78ZM258 214V215H259ZM263 214H264V211H263ZM5 215H6V213H5ZM4 215V216H5ZM53 215V214H52ZM92 215V214H91ZM90 215V216H91ZM119 216H120V214H118ZM221 215V214H220ZM224 215V214H223ZM253 215V214H252ZM255 215V214H254ZM253 215V216H254ZM257 215V213H256V216H258ZM260 215H262V214H260ZM74 216V215H73ZM111 216V215H110ZM117 216V215H116ZM226 216V215H225ZM242 216V215H241ZM241 216H240V218H241ZM248 216H250V215H248ZM255 216V217H256ZM28 217V216H27ZM30 217V216H29ZM28 217V218H29ZM67 217V216H66ZM108 216L107 215H105L103 218H102V221H103V223L105 222L104 220H106V218H107ZM112 217V216H111ZM110 217V218H111ZM144 217V216H143ZM146 217V216H145ZM153 217V216H152ZM202 217H203V215H202ZM227 217V216H226ZM261 217V216H260ZM83 218H85V216H83ZM213 218V217H212ZM215 218V217H214ZM219 218V217H218ZM233 218V216L231 217V219ZM242 218H243V216H242ZM257 218V217H256ZM67 219V218H66ZM208 219V218H207ZM221 219H223V218H221ZM221 219H219V220H221ZM226 218H224V220H225ZM230 219V218H229ZM228 219V220H229ZM244 219V218H243ZM242 219V220H243ZM245 219H248V218H245ZM259 219V218H258ZM72 220V219H71ZM77 220V219H76ZM85 220V219H84ZM153 220V219H152ZM227 220V219H226ZM233 220V219H232ZM231 220V221H232ZM249 221H250V219H248ZM252 220V219H251ZM257 220V219H256ZM260 220V219H259ZM66 221V220H65ZM100 221V220H99ZM98 221V222H99ZM130 221V220H129ZM208 222L210 221V220H207ZM231 221H229L228 223H231ZM235 221V223H236V219L234 220ZM51 222V221H50ZM79 222V221H78ZM92 222V221H91ZM218 222V221H217ZM239 222V221H238ZM243 222V221H242ZM55 223V222H54ZM76 223V222H75ZM129 223V222H128ZM137 223V222H136ZM199 223V222H198ZM211 223V222H210ZM222 223V220L220 221V223H218V224H221ZM223 223H224V221H223ZM232 223H233V221H232ZM235 223H233V224H235ZM259 223V222H258ZM8 224V223H7ZM98 224V223H97ZM145 224V223H144ZM149 224V223H148ZM194 224V223H193ZM212 224V223H211ZM227 224V223H226ZM239 224H241V223H239ZM245 224V223H244ZM243 224V225H244ZM247 224V223H246ZM214 225H215V222H214ZM205 226H206V223H204V224H200V225H197L196 227L197 228H199V229H204L205 228ZM216 226V225H215ZM215 226H214V228H215ZM94 227V226H93ZM71 228V227H70ZM253 228V227H252ZM215 229H218V228H215ZM214 229V230H215ZM221 229H223V228H221ZM11 231H13V230H11ZM106 231V230H105ZM117 231V230H116ZM139 231V230H138ZM186 231V228L185 229H179V230H177L176 232L174 231V233L175 234H183L184 232ZM213 231V230H212ZM253 231H255V230H253ZM100 232V231H99ZM188 232V231H187ZM189 232H191V230L189 231ZM203 232V231H202ZM208 232H209V230H208ZM8 233H9V231H8ZM116 233V232H115ZM171 233V232H170ZM197 233V232H196ZM210 233V232H209ZM5 234V233H4ZM157 234V233H156ZM186 234V233H185ZM187 234H189V233H187ZM193 234H195V232L194 233H192V235ZM198 234V233H197ZM196 234V235H197ZM204 234V233H203ZM211 234V233H210ZM245 234V233H244ZM248 234V233H247ZM2 235V234H1ZM63 235V234H62ZM96 235H97V233H96ZM243 235V234H242ZM241 235V236H242ZM254 235V234H253ZM252 235V236H253ZM5 236V235H4ZM178 236V235H177ZM182 236V235H181ZM188 236V235H187ZM248 236V235H247ZM246 236V237H247ZM251 236V237H252ZM174 237V236H173ZM180 237V236H179ZM179 237H175V238H173V240H171V241H169V242H165L163 245H161V243L160 242H163V241H168L169 239H171V238H169V237H162V236H156V238H151V237H141V239H136V241L134 242V245H128V247L126 246V248L124 249V250H122V251H124L126 254L125 255H128V256H134V257H132V258H135V256L137 257V256H139L138 258L141 260L142 258L144 259V257L145 258H152V259H154L155 258V256H156V253H158L159 251H158V247H160V250H161V248L162 247H164L166 250H167V252L166 253H168V254H173L174 252H175V249H174V247H176L175 246V244L179 241ZM185 235L183 234V238L185 239ZM189 237V236H188ZM250 236H248L247 237V240H249L248 238H249ZM254 237V236H253ZM7 238V237H6ZM135 238V237H134ZM177 238V239H176ZM183 238H181V239H183ZM225 238V237H224ZM232 238V237H231ZM239 238H241L240 236H239ZM255 238H256V236H255ZM87 240H88V238H86ZM176 239V240H175ZM180 239V240H181ZM233 239V238H232ZM245 240H246V238H244ZM251 239V238H250ZM259 239V238H258ZM132 240V239H131ZM178 240V241H177ZM92 241V240H91ZM95 241V240H94ZM102 241V240H101ZM100 241V242H101ZM254 241H255V239H254ZM83 242V241H82ZM106 242V241H105ZM129 242V241H128ZM181 242H182V240H181ZM180 242V243H181ZM221 242V241H220ZM229 242H230V240H229ZM97 243V242H96ZM158 243H160V245L161 246H159V244ZM214 243H215V241H214ZM252 243V242H251ZM255 243V242H254ZM64 244V243H63ZM123 244H128L127 243V241L126 240H124L123 241ZM221 244V243H220ZM224 244V243H223ZM258 244V243H257ZM263 244V243H262ZM209 245V244H208ZM218 245V244H217ZM224 245H227L226 244V242H225V244ZM223 245V246H224ZM228 245H230V244H228ZM233 245V244H232ZM231 245V246H232ZM245 245V244H244ZM6 246V245H5ZM4 246V247H5ZM69 246H70V243H69ZM206 246V245H205ZM110 247V246H109ZM125 247V246H124ZM123 247V248H124ZM197 247V246H196ZM204 247V246H203ZM246 247V246H245ZM260 247V246H259ZM105 248H107L108 249V247L106 246ZM190 248H191V246H190ZM219 248V247H218ZM224 248V247H223ZM226 248V247H225ZM228 248H229V246H228ZM244 248V247H243ZM61 249V248H60ZM62 250V249H61ZM97 250V249H96ZM210 250V249H209ZM26 251V250H25ZM181 251V250H180ZM206 251V250H205ZM231 251V250H230ZM238 251V250H237ZM236 251V252H237ZM257 251V250H256ZM260 251V250H259ZM54 252V251H53ZM61 252V251H60ZM194 252V251H193ZM232 252V251H231ZM28 253V252H27ZM43 253H46V252H43ZM107 253V252H106ZM110 253V252H109ZM109 253H108V255H109ZM179 253H181V252H179ZM30 254V253H29ZM40 254V253H39ZM140 254H146L145 256H143V255H140ZM185 254V253H184ZM239 254V253H238ZM249 254V253H248ZM2 255V254H1ZM33 255V254H32ZM32 255H30V256H32ZM37 255V254H36ZM50 255V254H49ZM162 255V254H161ZM166 255V254H165ZM164 254H163V256H165ZM175 255V254H174ZM4 256V255H3ZM34 256V255H33ZM40 256V255H39ZM46 256H47V254H46ZM68 256V255H67ZM185 256V255H184ZM187 256V255H186ZM242 256V255H241ZM7 257V256H6ZM45 257V256H44ZM50 257H51V255H50ZM183 257V256H182ZM188 257V256H187ZM244 257V256H243ZM248 257V256H247ZM257 257V256H256ZM4 257H2V259H3ZM27 258V260L29 259L28 257H26ZM37 258V257H36ZM126 258V257H125ZM171 258V257H170ZM5 259V258H4ZM18 259H19V257H18ZM35 259V258H34ZM62 259V258H61ZM156 259H158V258H156ZM175 259V258H174ZM180 259V258H179ZM201 259V258H200ZM38 260V259H37ZM190 260H191V258H190ZM198 260V259H197ZM239 260V259H238ZM32 261V260H31ZM35 261V260H34ZM143 261V260H142ZM189 261V260H188ZM2 262V261H1ZM28 262V261H27ZM26 262V263H27ZM40 262V261H39ZM107 262V261H106ZM105 262V263H106ZM134 262V261H133ZM138 262V261H137ZM140 262V261H139ZM180 262H181V260H180ZM190 262V261H189ZM15 263V262H14ZM19 263V262H18ZM50 263V262H49ZM147 263V262H146ZM237 263V262H236ZM6 264V263H5ZM9 264V263H8ZM24 264V263H23ZM45 264V263H44ZM87 264V263H86ZM96 264V263H95ZM135 264V263H134ZM144 264V263H143ZM242 264V263H241ZM247 264V263H246Z\"/></svg>",
  "mask_w": 264,
  "mask_h": 264
}]
</instances>
